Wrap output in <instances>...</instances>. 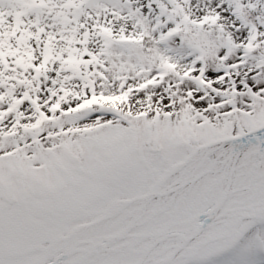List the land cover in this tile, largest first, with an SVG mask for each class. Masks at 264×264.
Returning <instances> with one entry per match:
<instances>
[{
	"label": "snow or ice",
	"instance_id": "1",
	"mask_svg": "<svg viewBox=\"0 0 264 264\" xmlns=\"http://www.w3.org/2000/svg\"><path fill=\"white\" fill-rule=\"evenodd\" d=\"M0 264H264V0H0Z\"/></svg>",
	"mask_w": 264,
	"mask_h": 264
}]
</instances>
